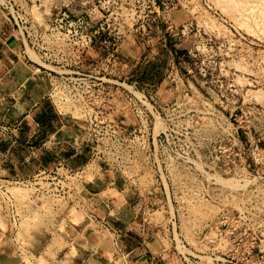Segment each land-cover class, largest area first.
<instances>
[{
	"label": "rangeland",
	"instance_id": "374dc122",
	"mask_svg": "<svg viewBox=\"0 0 264 264\" xmlns=\"http://www.w3.org/2000/svg\"><path fill=\"white\" fill-rule=\"evenodd\" d=\"M225 1L99 0L105 25L118 29L115 47H91L80 62L67 53H41L40 58L25 49L62 76L85 73L90 87L102 76V92L69 95L62 78L54 83L48 100L83 124L75 137L87 148L88 159L73 168L77 172L69 177L65 197L48 192L41 180L40 188L29 180L7 183V195L0 190V264L65 263L73 250L55 255L53 249L68 245L57 237L68 236L66 229L74 225L103 230L85 217L101 195L115 192L93 195L83 189L111 176L118 178L123 194L135 191L151 203L148 212L164 232H157V242L171 256L168 264H185L179 259L184 253L198 255L199 260L189 259L193 264H220L217 251L229 241L216 237L210 226L229 213L255 233L264 254V0H243L237 3L241 7L234 5L237 9L233 2L238 0ZM32 2L33 19L46 24L56 11L54 3L64 0ZM22 66L11 73L22 70L27 80L15 87L8 105L18 95L26 103L22 91L31 87L29 77L45 78L48 93L52 87L46 69ZM93 118L114 128L90 133L86 127ZM113 129L118 141L104 143L103 149ZM94 138L99 154L92 152ZM108 246L111 254V241Z\"/></svg>",
	"mask_w": 264,
	"mask_h": 264
},
{
	"label": "crops",
	"instance_id": "0c3cea01",
	"mask_svg": "<svg viewBox=\"0 0 264 264\" xmlns=\"http://www.w3.org/2000/svg\"><path fill=\"white\" fill-rule=\"evenodd\" d=\"M15 34L11 21L0 11V103H5L0 109V175L27 177L39 168L49 169L50 162L81 167L87 162L88 151L77 145L75 136L83 124L51 104L45 78L40 75L36 79L29 77L31 87L22 91L26 103L19 100V95L11 105L6 101L15 92V87L27 80L22 70L11 73L22 63H28L24 62L26 60L18 49ZM111 177L100 186L87 185L83 189V192L92 190L93 195L115 192L111 196L101 195V199L92 205L95 212L90 210L89 216L85 217L99 223L103 230L92 231L83 224L71 226L70 232L66 229L69 235H59L57 239L67 241L68 245L53 250L55 255L61 251L65 254L70 250L73 252L65 263L60 264H168L171 256L166 255V248L157 242V232H164L156 229L148 212L151 203L135 191L133 195L123 194L118 178ZM101 211L104 214L99 216ZM109 241L113 244L111 254Z\"/></svg>",
	"mask_w": 264,
	"mask_h": 264
},
{
	"label": "built area",
	"instance_id": "2783aa9c",
	"mask_svg": "<svg viewBox=\"0 0 264 264\" xmlns=\"http://www.w3.org/2000/svg\"><path fill=\"white\" fill-rule=\"evenodd\" d=\"M32 1L0 0V11L5 13L11 21L17 33L16 42L18 49H20L22 56L29 64L43 67L30 58L25 51L26 48L35 51L40 58L48 52L56 55L67 53L68 57H73L77 62H80L83 59V55L91 47L96 45L116 46L115 32L118 29L115 30V27H110L108 24L105 25L103 20L105 11L100 6L99 0H64V3L60 5L56 2L52 6L53 10L56 11L50 13L51 17L50 15L47 16L46 24L38 23L33 19ZM43 68L48 71L52 81V87L49 89V93L47 92L48 97L51 96L50 92L56 90L54 83L61 80V78L66 83L64 88L66 89V94L74 95L77 92L82 95H90L100 91L101 83L98 80L99 78L102 80V76L95 78L98 86L92 85L90 87L88 85V76L83 72L77 71L62 76L50 68H45V66ZM112 128H114V125L93 118L87 123L86 130L96 135L101 132H107L108 129ZM115 129L110 130L111 132L107 134L108 139L103 141L102 146L104 143L113 144L118 141L116 133L114 134ZM92 142V152L99 154L101 151L98 138L92 139ZM105 148L107 146H103V149ZM112 148L109 147V152L113 150ZM107 154L111 159L114 156L112 152L111 156L109 153ZM101 155L103 156V153ZM111 163L115 165L114 161H111ZM59 169H63V171L59 172ZM76 172L73 168L64 166V164H57V166L50 169L39 168L27 177L3 178L0 175V190L7 195L8 192L4 188L7 183H22L29 180H34L33 182L37 183L38 188H40L39 181L41 180L42 183H47L48 192L65 197L69 191V177ZM241 223L242 219L239 215L229 213L221 214L211 224V231L216 237H225L229 241L224 246V251H217L221 258L216 259V261H219L220 264H260L264 254L259 247L260 244L256 242L257 237L254 232H247L246 227L242 228L239 226ZM190 258L198 259V255L193 256L189 253H184V255L179 256L181 263L185 264H193L189 260Z\"/></svg>",
	"mask_w": 264,
	"mask_h": 264
},
{
	"label": "bare ground",
	"instance_id": "6f19581e",
	"mask_svg": "<svg viewBox=\"0 0 264 264\" xmlns=\"http://www.w3.org/2000/svg\"><path fill=\"white\" fill-rule=\"evenodd\" d=\"M227 1H228V0H226L225 2H227ZM229 1L231 2V0H229ZM233 1H234V0H233ZM246 1H247V0H246ZM242 2H243V0H242L241 2H240L239 0H238V2H235V3L233 2V7H234L235 4H237V3L241 4ZM228 3H229V2H228ZM239 4H237V5L240 6ZM237 5H235V6H237ZM243 5H244V3H243ZM226 6H227V5H226ZM229 6H230V5H229ZM241 6H242V5H241ZM241 6H240V7H241ZM244 6H245V5H244ZM230 7H231V6H230ZM233 7H231V8H233ZM240 7H239V10H240ZM247 7H248V5L245 6V7H243L244 10H245V8H247ZM235 8L237 9V7H234V9H235ZM243 8H242V10H240V11H244ZM247 17H248V16H247ZM246 19H247V18H246ZM248 19H249V18H248ZM246 22H247V20H246ZM21 95H22V94H21ZM21 98H22V100H23V97H21ZM20 100H21V99H20ZM26 100H27V99H26ZM23 102H24V101H23Z\"/></svg>",
	"mask_w": 264,
	"mask_h": 264
}]
</instances>
